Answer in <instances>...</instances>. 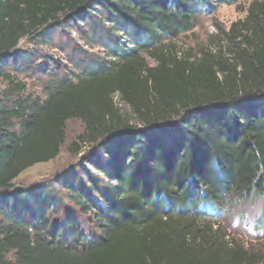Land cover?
<instances>
[{"label":"trees","instance_id":"obj_1","mask_svg":"<svg viewBox=\"0 0 264 264\" xmlns=\"http://www.w3.org/2000/svg\"><path fill=\"white\" fill-rule=\"evenodd\" d=\"M237 1L0 0V264H264L219 214L264 198V1L198 51L178 46ZM74 118L94 188L63 186L90 233L51 223L48 185L15 182L59 156Z\"/></svg>","mask_w":264,"mask_h":264},{"label":"rangeland","instance_id":"obj_2","mask_svg":"<svg viewBox=\"0 0 264 264\" xmlns=\"http://www.w3.org/2000/svg\"><path fill=\"white\" fill-rule=\"evenodd\" d=\"M254 0H238L233 4L220 3L216 5V8L210 12H205L200 16V20L195 28L180 38L178 46L187 52L188 50L195 52L200 48L209 45L215 41V36L221 30H229L232 23L242 20L247 15V8L249 4ZM256 1V0H255ZM264 1V0H257ZM78 38V35H74ZM80 39V38H79ZM83 45L85 42L79 40ZM25 46L32 47L29 43H24ZM86 49L96 52L101 58L106 59L107 56L102 48L87 47ZM44 51L54 56L56 59L63 60V55L58 53L54 49L44 47ZM108 57L107 60H110ZM151 65H154L153 60H149ZM65 64H67L65 62ZM68 66V65H67ZM84 124L79 119H69L66 123V140L61 148V152L58 157L47 163H40L34 167L26 170L15 181L16 184L31 185L34 183L43 182L51 188L54 200L56 202L57 210L50 215L51 223L61 224L66 220L69 215L73 216L75 220L84 226L88 233L91 232L92 226H95L94 219L90 216L82 215L80 209L75 206L67 196V189L63 186L64 183L76 182V188L78 191L90 194L92 192L91 184L84 178L79 177L84 172V161L92 153L88 152L84 148L77 153L71 152L69 146L76 142L77 137L84 132ZM99 157V155H96ZM106 161V160H105ZM87 169L89 167H86ZM92 172V169H88ZM89 172V173H90ZM94 175V174H92ZM77 180L75 181V179ZM95 178H97L95 176ZM95 180V179H94ZM103 178L100 176L95 181L98 188H103ZM91 191H90V190ZM98 201V198L95 197ZM213 214H216V210L210 208ZM264 198H258L248 206L243 213L239 212V208H232L227 213H219L220 219L227 228V231L231 233L236 239H239L241 243L252 246L257 251L264 252V222H261L264 216Z\"/></svg>","mask_w":264,"mask_h":264}]
</instances>
